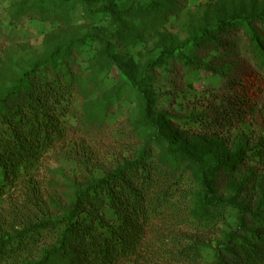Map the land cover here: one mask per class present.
Returning <instances> with one entry per match:
<instances>
[{"label": "trees", "instance_id": "1", "mask_svg": "<svg viewBox=\"0 0 264 264\" xmlns=\"http://www.w3.org/2000/svg\"><path fill=\"white\" fill-rule=\"evenodd\" d=\"M38 3L43 7L45 0ZM153 6L149 3L140 12ZM108 14L110 32L91 36L107 47L111 37L119 36L121 17L128 12ZM191 41L216 57L205 61L190 57L184 51ZM240 45L247 47V56H242L251 58L257 73L240 62L242 56L238 61L233 58ZM69 47L58 45L0 90V264H141L146 255L154 256L161 232L172 224L195 229L202 236L203 231L227 222L229 210L236 228L229 229L225 243L215 247L213 264H264V193L247 203L229 202L218 194L224 180L244 163L264 167V125L256 137L236 145L228 164L216 159L217 163L206 165L195 153L175 147L164 131L153 136L166 146L162 156L148 139L102 175L89 173L66 200L39 192L34 178L49 152L83 126L75 108L72 69L55 63ZM167 56L175 57L178 66L204 69L216 77V85L207 90L211 99L206 110L184 117L182 129L198 134L228 131L264 98V10L218 19L200 35L163 50L147 63L138 80L121 70L131 85L145 87L150 71ZM174 82L179 85L182 80ZM70 118L76 122L72 124ZM22 179L29 186L23 201H11L10 188ZM198 197V211L192 217L191 206ZM201 253L199 239L167 252L178 264H196ZM23 254L32 260L22 261Z\"/></svg>", "mask_w": 264, "mask_h": 264}, {"label": "rangeland", "instance_id": "2", "mask_svg": "<svg viewBox=\"0 0 264 264\" xmlns=\"http://www.w3.org/2000/svg\"><path fill=\"white\" fill-rule=\"evenodd\" d=\"M38 1L0 0V90L58 45L70 44L69 52L55 59V63L72 69L75 108L83 123L69 141L49 152L35 174V186L44 197L66 200L89 173L102 175L104 169L134 154L148 139H152L155 153L162 156L166 146L161 139L153 138L156 133L167 131L175 147L195 153L212 166L216 159L228 164L236 145L262 130L264 98L253 113L223 133L198 134L182 129L181 120L204 112L211 99L207 90L216 85V77L204 69L178 66L175 57L167 56L150 71L145 87L131 85L121 69L138 80L147 63L156 60L163 50L180 46L200 35L204 27H213L218 19L232 13L263 11L264 0H70L68 4L45 0L43 7ZM152 2L150 11L140 12ZM100 9H105V13ZM124 10L128 16L121 17L120 34L110 38L108 47L91 38L110 32L109 11ZM192 42L184 51L190 57L203 61L216 57L214 52L207 55ZM239 49L233 57L236 61L248 53L245 45ZM245 56L240 62L257 73L251 58ZM173 78H181L182 82L177 85ZM70 119L72 124L76 122ZM233 172L218 192L226 201L247 203L264 193V167L244 163ZM23 181L10 188L11 201H23L29 187ZM195 189L201 194V187ZM8 202L3 204L5 208ZM199 204L200 198H195L192 217ZM229 211L227 222L203 231L202 236H197L195 229H179L172 224L161 232L154 256L146 255L141 264H178L167 252L196 239L202 246L201 259L196 264H213L215 247L225 243L229 229L236 228L233 212ZM21 260L32 258L23 254Z\"/></svg>", "mask_w": 264, "mask_h": 264}]
</instances>
